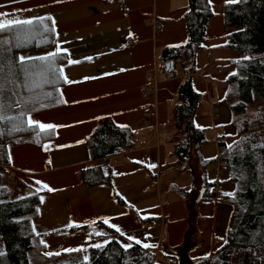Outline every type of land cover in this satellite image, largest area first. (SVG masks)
I'll return each mask as SVG.
<instances>
[{"label":"crops","instance_id":"1","mask_svg":"<svg viewBox=\"0 0 264 264\" xmlns=\"http://www.w3.org/2000/svg\"><path fill=\"white\" fill-rule=\"evenodd\" d=\"M236 1L209 0L215 15L191 77L201 96L193 123L205 143L182 168L170 124L182 78L166 77L159 64L164 49L187 41L188 0H0L2 23L46 19L52 25L53 44L23 52L19 59L67 57L59 87L21 95L17 86L0 84V108L23 110L29 125L53 130V138L42 144L7 147V171L40 193L33 228L45 255L85 257L87 247L116 240L124 248L147 244L159 263L173 264L174 256L179 264L189 225L188 264H202L224 245L232 208L221 197L232 194L235 183L219 159V144L230 146L238 138L224 98L233 62L244 56L225 48L226 34L234 28L225 27L222 7ZM154 84L155 92L143 97L141 89ZM104 116L134 128L132 148L110 159L111 185L87 188L78 173L95 163L85 140ZM198 156L208 164L193 174L200 184L214 183L215 197L191 214L180 191L191 188Z\"/></svg>","mask_w":264,"mask_h":264},{"label":"trees","instance_id":"2","mask_svg":"<svg viewBox=\"0 0 264 264\" xmlns=\"http://www.w3.org/2000/svg\"><path fill=\"white\" fill-rule=\"evenodd\" d=\"M209 0H188L183 16L187 41L166 48L160 58L159 72L168 78H182L170 120L175 144L176 162L182 168L190 162L195 149L205 143L203 131L193 117L201 96L191 83L195 73V56L202 48L206 30L214 17ZM222 16L226 28L225 48L244 57L233 62L235 73L226 80L224 102L238 136L230 146L219 144L224 168L235 183L232 194L222 196L232 208V219L224 245L202 264H264V0H237L225 3ZM53 29L48 20L15 24L0 31V84L15 85L21 95L59 87L64 83L61 66L65 54L32 58L21 62L23 52L53 44ZM172 63L173 68H166ZM133 127L115 124L110 116L97 121L85 145L89 159L95 163L78 173V181L87 188L111 185L110 159L132 148ZM53 130H39L27 123L26 113L13 108H0V170L7 171V147L25 142L42 144L53 138ZM208 162L199 156L191 168L193 184L180 191L186 197L189 213L198 205L214 199V183L202 184L193 174L204 172ZM25 194L10 198L7 188H0V238L3 249L0 264H161L147 248L130 243L124 248L116 240L80 252L45 255L44 247L34 232L38 217L40 193L22 182Z\"/></svg>","mask_w":264,"mask_h":264},{"label":"rangeland","instance_id":"3","mask_svg":"<svg viewBox=\"0 0 264 264\" xmlns=\"http://www.w3.org/2000/svg\"><path fill=\"white\" fill-rule=\"evenodd\" d=\"M20 182L22 181H20V179L15 174L9 171L0 170V188H7L10 192V198L17 199L25 194L24 188L20 185ZM192 227L193 226L189 225V230L192 229ZM2 249V243L0 241V253L2 252ZM171 261L173 264H178V260L174 256L171 258Z\"/></svg>","mask_w":264,"mask_h":264},{"label":"snow or ice","instance_id":"4","mask_svg":"<svg viewBox=\"0 0 264 264\" xmlns=\"http://www.w3.org/2000/svg\"><path fill=\"white\" fill-rule=\"evenodd\" d=\"M21 23H31V21H20V20H17V21H8L7 24L0 22V31L6 29L8 27H11L13 24H21ZM20 60H21V62H23L25 60V57L21 56L20 57ZM29 122L30 123H36L31 118H30V121ZM39 126H40L41 129H44V128H49L50 129V128H53L54 127L53 125H50V124H48V125L40 124ZM37 183L39 184V183H42V182L37 181ZM44 187L47 188L49 191H53V189L49 188L46 184L44 185ZM41 199H43V198H41ZM105 223H107V221H105ZM117 231H119V229H117ZM136 243H140V241H136ZM94 246L97 247V248L100 247L99 244L94 245ZM125 247H131V245H125ZM144 247L147 248V247H149V245L145 244ZM76 250H79V249H76ZM69 251H72V250L70 249Z\"/></svg>","mask_w":264,"mask_h":264},{"label":"water","instance_id":"5","mask_svg":"<svg viewBox=\"0 0 264 264\" xmlns=\"http://www.w3.org/2000/svg\"><path fill=\"white\" fill-rule=\"evenodd\" d=\"M166 68H173V64L170 63V64L166 65ZM191 232H192V229L185 235L184 245H183V247L180 249V251L178 253L179 264H188V259H187V250L189 248L188 235Z\"/></svg>","mask_w":264,"mask_h":264},{"label":"built area","instance_id":"6","mask_svg":"<svg viewBox=\"0 0 264 264\" xmlns=\"http://www.w3.org/2000/svg\"><path fill=\"white\" fill-rule=\"evenodd\" d=\"M117 2H118L119 4H122V0H117ZM125 48H126V49H130V48H131V41H128V42H127V44L125 45ZM155 90H156V87H155V84H154V86L151 87L150 89H148L147 87H143V88L141 89V93H142V96H143V97H146V96H147V91H148L149 93H154Z\"/></svg>","mask_w":264,"mask_h":264}]
</instances>
